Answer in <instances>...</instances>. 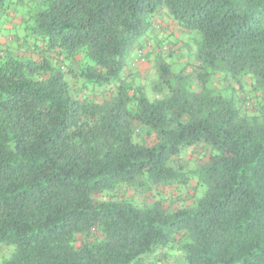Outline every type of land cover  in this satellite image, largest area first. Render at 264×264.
I'll list each match as a JSON object with an SVG mask.
<instances>
[{
    "label": "trees",
    "instance_id": "1",
    "mask_svg": "<svg viewBox=\"0 0 264 264\" xmlns=\"http://www.w3.org/2000/svg\"><path fill=\"white\" fill-rule=\"evenodd\" d=\"M1 248L264 264V0H0Z\"/></svg>",
    "mask_w": 264,
    "mask_h": 264
},
{
    "label": "rangeland",
    "instance_id": "2",
    "mask_svg": "<svg viewBox=\"0 0 264 264\" xmlns=\"http://www.w3.org/2000/svg\"><path fill=\"white\" fill-rule=\"evenodd\" d=\"M166 22H168L167 19H164L163 24H166ZM164 28L165 29H162V28L158 29V34L154 38V41H152L153 44L155 42H160L161 40L164 39V41L169 40L170 44H172V41L177 42L176 48H178V47H184L185 48L184 39L186 38V41L190 42V43H193L194 47L196 48L195 41H194V39H192L193 35L191 36L189 34H186V36L184 38V37L180 36L179 30L176 27L169 25V27H164ZM191 33L194 34L193 32H191ZM156 51H159V49L157 47L153 50V52H156ZM165 53H166V51H165ZM177 53H178L179 57H183V55L185 54V50H178ZM152 58L151 59L147 58L145 61L140 62L138 65H136V68H137V71H136L137 79L141 81V84L147 86L148 89L151 88V81L153 80L152 78H150V76H148L149 73L152 72V70H154V69H152L153 64L151 63L152 62L151 60H153ZM190 152H191V149L188 151L187 154H190V156H191L192 154ZM185 160L186 159H184V161ZM192 165H193L192 163L189 164V166H192ZM6 250L7 251L5 253L6 254L9 253V251H8L9 249H6ZM1 253L3 254V249L2 248L0 250V256H1ZM173 262H174V260H173ZM176 263L177 262H174V264H176Z\"/></svg>",
    "mask_w": 264,
    "mask_h": 264
}]
</instances>
